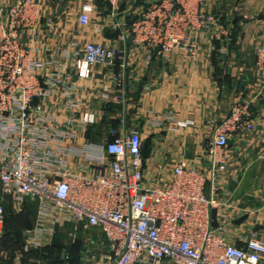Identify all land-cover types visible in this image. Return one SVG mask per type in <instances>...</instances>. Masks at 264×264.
Returning a JSON list of instances; mask_svg holds the SVG:
<instances>
[{"label":"built area","instance_id":"2783aa9c","mask_svg":"<svg viewBox=\"0 0 264 264\" xmlns=\"http://www.w3.org/2000/svg\"><path fill=\"white\" fill-rule=\"evenodd\" d=\"M41 1L0 0V189L16 202L30 198L37 206L34 223L23 231L22 250L48 244L56 228L70 221L84 230H101L105 244L100 253L107 264H264V240L257 231L240 246L215 230L213 197L206 191H214L219 174L228 168L225 150L230 137L254 129L250 103H234L213 124L202 166L177 162L166 180L160 176L162 163L156 176L145 177V138L138 130L122 135L112 131L107 142L76 145L78 130L94 123L96 114L80 109L79 86L65 81V59L72 57L76 75L87 78L95 64L115 67L122 50L96 42L72 43L75 51L65 48L52 59L36 60L23 32L37 37ZM105 1L112 9L120 2ZM205 4L206 0H149L120 39L143 44L165 58L176 48L194 53L192 36L211 30L216 22ZM92 11L90 2L83 3L79 22L86 24ZM255 56L257 66L263 67L264 34ZM46 66L52 69L42 76L39 72ZM57 88L61 92H55ZM57 93L64 120L50 101ZM193 123L171 120L169 129ZM3 221L0 199V237Z\"/></svg>","mask_w":264,"mask_h":264},{"label":"crops","instance_id":"0c3cea01","mask_svg":"<svg viewBox=\"0 0 264 264\" xmlns=\"http://www.w3.org/2000/svg\"><path fill=\"white\" fill-rule=\"evenodd\" d=\"M148 1L120 0L112 9L105 0H42L38 35L32 38L24 31L23 39L38 61L52 59L65 48L75 51L72 43L96 42L122 50L115 67L95 64L87 78L76 75L72 57L65 59L69 66L65 81L79 86L80 109L89 108L96 114L95 122L78 130L73 143H104L111 139L112 131L122 135L138 130L147 138L143 152L147 179L159 173L160 163L164 168L160 176L165 180L177 162L202 166L213 124L220 122L234 103L249 102L254 129L230 137L225 150L228 168L219 174L214 191H206L213 197L212 226L217 232L240 246L253 230L264 240V66H257L255 56V46L264 34V0H235L236 11L230 10L227 0H217L222 6L217 12L206 0L205 8L216 21L212 29L192 36L194 53L176 48L166 58L143 44L120 39ZM85 2L93 5V11L88 22L81 24L78 16ZM51 69L46 66L39 73L45 76ZM55 92L61 91L57 88ZM50 101L58 118L64 120L61 95L57 93ZM177 119L194 123L170 130L171 120ZM0 199L5 215L12 204L17 211L12 226L8 223L10 235L21 224L25 230L34 223L36 201L25 198L16 202L1 189ZM1 239L0 264H34L40 260L39 248L23 251L22 239L17 243L11 237ZM53 239L74 249L80 263L89 257L96 264H105L100 253L105 238L97 227L84 230L68 221L56 228Z\"/></svg>","mask_w":264,"mask_h":264},{"label":"rangeland","instance_id":"374dc122","mask_svg":"<svg viewBox=\"0 0 264 264\" xmlns=\"http://www.w3.org/2000/svg\"><path fill=\"white\" fill-rule=\"evenodd\" d=\"M227 1L231 5L230 10L236 11L237 10L236 8L238 6L234 2L235 0H227ZM209 3L210 4L213 3V6L211 8L213 10V12H217V11H220L222 9V6L220 5L221 3L217 0H209ZM9 209H10L9 211L6 210L7 221H5V224L1 225V232H3L1 237L3 239V237L5 236V240L8 239L9 237H11L12 240L15 241V243H17L21 239V233H22V230L25 227V225L21 224L18 227L15 226L18 228V231L15 234L10 235L7 232L8 223H9V227L12 226V223H14V221H15L13 214L16 213L17 211H16V208H14L13 204L11 205V208H9ZM4 231L7 232L8 234L4 233ZM5 240L3 242H1L2 246L5 245L4 244ZM52 243H53V238L50 240V242L48 244L45 245V247L38 249L39 250L38 253H40V260L35 261V263H37V264H74V262L69 261L67 259V254H65L66 251L69 249V247L67 245H60V246L58 245L59 249L57 250V252H54V250L56 248H55V246H53ZM97 261H98V259H97ZM104 263L107 264V261L105 259H104ZM80 264H96V263H94V261H91V259L89 257H86L84 260H82V263H80ZM155 264H171V263L168 261H165L162 263V261H161V262H157Z\"/></svg>","mask_w":264,"mask_h":264},{"label":"trees","instance_id":"16d2710c","mask_svg":"<svg viewBox=\"0 0 264 264\" xmlns=\"http://www.w3.org/2000/svg\"><path fill=\"white\" fill-rule=\"evenodd\" d=\"M147 5V3L145 4V6ZM145 8V7H144ZM141 15V14H140ZM138 18V17H137ZM136 18V19H137ZM135 20V19H134ZM133 20V21H134ZM131 23V22H130ZM233 42V39L231 40V42L230 43H232ZM146 145H147V138L144 140V146H143V152H144V149L146 148ZM143 158H144V156H143ZM5 221H6V215H5V208H4V221H3V223H5ZM24 230V229H23ZM23 230H22V233H21V239L23 240ZM58 238H56L55 240H57ZM54 240V239H53ZM53 246H55V250H54V252H57V250L59 249L58 248V245L60 246L61 244H60V242H58V241H56V242H54L53 241ZM57 246V247H56ZM43 247H45V246H43ZM65 254H67V259L69 260V261H72V262H74V264H80V262L78 261L79 260V258L74 254V249H71L70 247H69V249L66 251V253ZM60 260V259H59Z\"/></svg>","mask_w":264,"mask_h":264}]
</instances>
